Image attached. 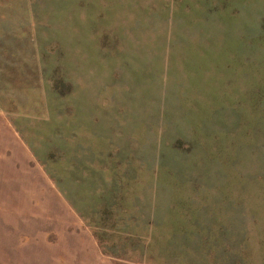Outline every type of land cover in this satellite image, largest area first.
Here are the masks:
<instances>
[{
	"label": "rangeland",
	"instance_id": "374dc122",
	"mask_svg": "<svg viewBox=\"0 0 264 264\" xmlns=\"http://www.w3.org/2000/svg\"><path fill=\"white\" fill-rule=\"evenodd\" d=\"M33 1L0 264H264V0Z\"/></svg>",
	"mask_w": 264,
	"mask_h": 264
},
{
	"label": "crops",
	"instance_id": "0c3cea01",
	"mask_svg": "<svg viewBox=\"0 0 264 264\" xmlns=\"http://www.w3.org/2000/svg\"><path fill=\"white\" fill-rule=\"evenodd\" d=\"M33 0H0V53L19 51V38L35 35ZM9 62L0 56V78ZM3 83V80H0Z\"/></svg>",
	"mask_w": 264,
	"mask_h": 264
}]
</instances>
